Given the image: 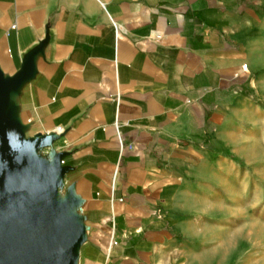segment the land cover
<instances>
[{
    "label": "crops",
    "instance_id": "crops-1",
    "mask_svg": "<svg viewBox=\"0 0 264 264\" xmlns=\"http://www.w3.org/2000/svg\"><path fill=\"white\" fill-rule=\"evenodd\" d=\"M48 23L23 117L66 130L90 216L79 264H204L197 192L226 187L255 118L264 0H0L4 70Z\"/></svg>",
    "mask_w": 264,
    "mask_h": 264
},
{
    "label": "water",
    "instance_id": "water-1",
    "mask_svg": "<svg viewBox=\"0 0 264 264\" xmlns=\"http://www.w3.org/2000/svg\"><path fill=\"white\" fill-rule=\"evenodd\" d=\"M49 40L48 23L15 71L0 65V264H79L88 241L87 199L66 181L72 151L56 146L66 130L34 131L23 117Z\"/></svg>",
    "mask_w": 264,
    "mask_h": 264
},
{
    "label": "rangeland",
    "instance_id": "rangeland-1",
    "mask_svg": "<svg viewBox=\"0 0 264 264\" xmlns=\"http://www.w3.org/2000/svg\"><path fill=\"white\" fill-rule=\"evenodd\" d=\"M258 64L255 74L245 72L256 109L243 129L245 145L229 155L232 169L217 173L227 185L198 188L201 235L194 242L204 264H264V45Z\"/></svg>",
    "mask_w": 264,
    "mask_h": 264
},
{
    "label": "built area",
    "instance_id": "built-area-1",
    "mask_svg": "<svg viewBox=\"0 0 264 264\" xmlns=\"http://www.w3.org/2000/svg\"><path fill=\"white\" fill-rule=\"evenodd\" d=\"M157 37H159V36H157ZM242 68H243L244 70L246 69V67H245V66H242ZM127 147H128V149H131V148H132V146H131V145H128Z\"/></svg>",
    "mask_w": 264,
    "mask_h": 264
}]
</instances>
